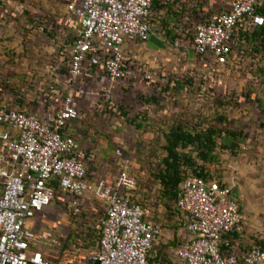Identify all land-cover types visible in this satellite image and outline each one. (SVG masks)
Listing matches in <instances>:
<instances>
[{
	"label": "built area",
	"instance_id": "1",
	"mask_svg": "<svg viewBox=\"0 0 264 264\" xmlns=\"http://www.w3.org/2000/svg\"><path fill=\"white\" fill-rule=\"evenodd\" d=\"M152 4L153 0L69 2L67 21L75 24V34L65 58L59 54L69 82L83 75L91 59L100 66L108 90L116 89L126 75L125 41L146 42L154 35L148 22ZM259 7V0H231L227 11H214L196 23L188 44L177 39L173 46L223 63L238 27L252 30L264 25ZM79 115L70 91L56 109L42 113L0 102V264H68L48 253L57 240L30 230L27 222L60 195L68 196L79 211L78 201L88 199L89 193L103 203L105 213L96 252L90 262L78 264H167L154 255L163 228L133 199V176L123 169L110 182L90 180V156L76 138L64 133ZM234 187L233 181L192 175L182 181L176 208L184 216L186 237L172 264H264V247L251 246L239 255L223 238L243 221Z\"/></svg>",
	"mask_w": 264,
	"mask_h": 264
},
{
	"label": "rangeland",
	"instance_id": "2",
	"mask_svg": "<svg viewBox=\"0 0 264 264\" xmlns=\"http://www.w3.org/2000/svg\"><path fill=\"white\" fill-rule=\"evenodd\" d=\"M53 3V0H0V91L8 96L17 97L24 89L35 92L42 80L38 77L41 73L36 74L31 64L28 65L29 77L17 73L16 78L22 77L16 79L14 66L26 67V58L35 59L42 51H47L51 57L54 51L61 61L62 52L65 58L63 44L71 41L72 32H67L62 11ZM143 56L146 54L142 49L135 51L121 89L112 93L111 102H104L103 112L109 117L122 116L126 126L114 129L116 135H124L121 141L111 133L102 138L107 147L97 165L102 172L106 170L114 175L121 167L116 154L127 155L129 161L125 170L135 178L134 194L142 202L145 213H158V209L163 208L166 214H173L174 205L162 197V187L154 177L165 155L164 133L176 124L189 131L219 128L225 124V129L234 131L236 137L229 141L222 138L224 133H221L213 149L215 158L206 161L205 167L227 177L236 170L253 169V166L242 167L240 163L246 159L256 164L257 169L250 171L254 172V178L248 184L249 197L242 202L245 221L240 244L246 248L264 243L263 81L249 78L252 74L245 70H222L221 65L211 64L206 58L175 46L157 55L153 53L150 59L144 60ZM150 96L155 100H149ZM231 142L237 146L220 147ZM190 152L196 156L195 151ZM196 160L202 164L197 156ZM70 202L65 195L55 198L34 228L55 238L65 237L66 246L71 244L79 249L77 255L91 253L99 235L102 203L95 198L89 204L82 200L78 214H72ZM165 202L172 207L167 208Z\"/></svg>",
	"mask_w": 264,
	"mask_h": 264
},
{
	"label": "crops",
	"instance_id": "3",
	"mask_svg": "<svg viewBox=\"0 0 264 264\" xmlns=\"http://www.w3.org/2000/svg\"><path fill=\"white\" fill-rule=\"evenodd\" d=\"M71 1L76 0H53V4L60 7L63 16V23L67 27V32H72L71 35L73 39L75 34V24L67 21L68 14L66 12V5ZM230 2L231 0H153L150 14L148 16V22L152 32L164 44V47L151 48L147 46V41L140 42L135 40H126L123 45V52L125 57L128 59L125 77L129 74L128 70L130 68V62H132L131 58H134L133 56L136 50L142 49L147 57L143 56V59L146 60L148 58L150 59L151 56H153V53L154 55H157L158 52L161 53L162 51H165V49L169 48V46L174 47L173 41L177 39H180V42L183 45L188 44L193 35L196 23L207 19L214 11H227L230 7ZM259 2L261 6L264 3V0H259ZM261 27L262 26H257L252 30L245 29L244 27H238L234 31L231 40L230 54L227 56L226 60L223 63H215L213 60L207 59L209 60L208 62L221 65L222 70L223 68L227 69V71L245 70L247 71V74H252L249 78L262 80L264 84V38L263 34L260 32ZM64 36L66 37L68 34H64ZM68 44H63V47ZM40 45H38V47H40ZM180 49L183 51L181 47ZM53 52V56L51 57L47 54V51L44 53L42 51V55L35 59L29 60L26 58V67L21 65L13 67L14 78H16L17 73L27 74L25 78H28V71H30L28 70L29 64H31L30 66L36 70V74H38L39 71L41 75L38 77L42 80L40 79L41 85L40 87L38 86V90L32 92L24 89L17 97L13 95L8 96L6 93L0 91V102L2 104L26 111L42 113L48 109H56L59 106V102L63 95L70 91L74 96L80 115L78 118L68 122L66 128L64 129V133L76 138L86 149L88 156H90L91 160H89L87 164L90 180L93 182L99 179H105L110 182L119 174L121 170L127 168L129 157L121 153L116 154L117 160L121 163L120 170L114 175H110V173L106 170L102 172L101 168L97 165V162L99 161L98 159L103 156L104 148L107 147L105 140L103 141L102 138H106V136L108 137L111 133L113 138L121 141L124 135H116L114 129L120 126L125 127L126 123L123 121L122 116L117 118L116 115L109 117V114L103 112V106L105 101L109 102L110 99H112V93L121 89L120 85L124 82L125 78L116 89L113 91L108 90L103 74L101 73L100 66L94 61H91V59H88L83 75L72 84L68 80V75L62 65V61ZM186 52L195 54L191 50ZM13 81L14 80H12V82ZM50 85L53 87L52 90L48 87ZM112 104L114 103L112 102ZM107 107L111 109L110 105ZM112 110L115 112L116 108L113 107ZM240 164L243 165V168L246 165V167L253 166L254 168H251V170L247 168L245 171L240 172L236 170V173H231L227 177L225 175H220L218 172L212 171L213 176H217L218 174L220 175L221 182L230 184L233 181L235 183V187L232 192L239 201L243 212V221L239 229L230 236V250L239 255L243 254L244 251L249 248H245L240 244L242 240L241 230L243 229L245 221V211L242 202H244L245 198L248 199V184L254 178V172L250 171H254L255 168L257 169L256 164L251 163L248 159H246L244 163ZM105 166L103 167L104 169ZM90 194L91 193L88 194L89 198L85 199L87 204L90 203L91 199L95 198ZM81 201L82 200H79L77 203V208L79 210L82 206ZM69 205L70 212L72 214H78L79 211L74 210V204L70 202ZM50 207L51 206L48 208ZM158 210L160 211L158 213L149 211L146 212V217L148 219L160 224L163 228V234L154 247V255L156 258L164 261L165 263L172 264L176 261L177 249L186 237L185 219L183 214H181L178 210L174 209L173 214H166V211L163 208H159ZM43 213L38 214L35 218L27 222V227L30 230L39 232L36 228H34V224ZM104 213L105 210L103 206V214L98 220L99 235L97 236V242L95 243L96 248L91 253L77 255L76 252H78L79 249H74L75 246L71 244L66 246L65 237L55 238L52 235L47 234L51 238L57 240V243L49 249L48 253L50 256L68 264L90 262L91 257L97 250L98 240L101 234L100 220L104 216Z\"/></svg>",
	"mask_w": 264,
	"mask_h": 264
},
{
	"label": "trees",
	"instance_id": "4",
	"mask_svg": "<svg viewBox=\"0 0 264 264\" xmlns=\"http://www.w3.org/2000/svg\"><path fill=\"white\" fill-rule=\"evenodd\" d=\"M258 12L264 15V3L258 8ZM260 32L263 34L264 38V25L261 27ZM149 100H155V97L150 96ZM220 119L222 121L221 117ZM224 126H219V128L212 126L203 128L202 130L189 131L184 129L181 125L176 124L172 125L169 130L164 133V144L162 149L164 150L165 155L161 158V167L156 173H154V177L162 187V197L167 198V200L175 206H173L175 210H178L176 208V200L179 186L188 175L202 178L204 180L215 178L218 182L222 183L220 175L213 176L212 171L207 170L205 167V162L211 161L215 158L213 155V149L216 146V138H218L221 133H224L222 138H229V141L230 138L236 137L234 131L225 129ZM220 145L221 148L228 146L233 148L237 146L232 142L230 144L223 143ZM190 150L195 151L196 156L202 161V164H198L196 156H193ZM130 191L133 194V199L142 206V202L137 199L134 194L136 191V181ZM165 205L167 208L172 207L168 202H165ZM234 233L223 236V238H226L229 241L230 245V236ZM252 246L263 248L264 243Z\"/></svg>",
	"mask_w": 264,
	"mask_h": 264
},
{
	"label": "water",
	"instance_id": "5",
	"mask_svg": "<svg viewBox=\"0 0 264 264\" xmlns=\"http://www.w3.org/2000/svg\"><path fill=\"white\" fill-rule=\"evenodd\" d=\"M147 46L151 48H162L164 47V44L155 35H150L147 41Z\"/></svg>",
	"mask_w": 264,
	"mask_h": 264
}]
</instances>
